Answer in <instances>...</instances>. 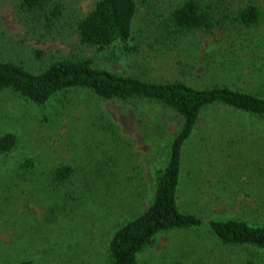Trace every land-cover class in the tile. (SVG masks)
<instances>
[{
  "label": "rangeland",
  "instance_id": "374dc122",
  "mask_svg": "<svg viewBox=\"0 0 264 264\" xmlns=\"http://www.w3.org/2000/svg\"><path fill=\"white\" fill-rule=\"evenodd\" d=\"M61 1L63 19L44 33L20 10L19 0H0V59L38 72L54 58L90 57L97 66L145 79L184 78L199 87L227 83L264 94V52L243 47L226 58L219 55L222 65L188 71L189 65L177 63L182 51L177 56L175 49L157 45L152 39L155 24L181 0H137L135 49L113 60L78 41L74 21L95 0ZM256 3L262 6L264 0ZM247 30L263 33L264 22L243 31L234 28L233 35L245 37ZM229 33L223 23L190 36L200 41L201 52L209 40L224 42ZM217 56L215 52L213 61ZM97 112L119 127L122 142L106 140L97 131L95 123H103ZM250 118L220 105L201 113L183 146L177 196L181 210L204 220L242 216L264 223V129L250 125ZM180 122L172 109L143 100H106L80 89L60 92L45 105L0 91V134L11 131L18 138L10 152L0 155V264L23 259L30 264H107L108 238L119 221L150 204L152 170L164 164L165 140ZM105 149L118 163L113 174L94 168ZM28 156L33 167L20 169ZM62 163L75 166L73 183L49 185V171ZM84 181L97 190L80 200L62 198ZM207 238L205 227L162 233L140 252L137 264H165L177 255L184 264H219L225 254L220 256L221 246ZM190 250L195 254L189 256Z\"/></svg>",
  "mask_w": 264,
  "mask_h": 264
},
{
  "label": "trees",
  "instance_id": "16d2710c",
  "mask_svg": "<svg viewBox=\"0 0 264 264\" xmlns=\"http://www.w3.org/2000/svg\"><path fill=\"white\" fill-rule=\"evenodd\" d=\"M18 6L44 33L53 31L60 24L65 10L61 0H19ZM137 12V0H95L90 9L74 21L78 41L111 60L126 57L135 49ZM261 22H264V5L257 4L256 0H181L166 16L159 18L152 39L158 46L175 49L177 56L182 51L177 63L189 65L188 71L201 66L208 68V64L215 68L222 65L219 55L226 58L230 52L232 54L243 47L257 54L263 53L264 32L259 34L247 30L245 37L233 35L234 28L243 31ZM223 23L228 24L231 30L224 42L211 39L199 52L200 41L191 38V33L206 32L222 27ZM40 52L37 50V55ZM215 52L218 54L217 62L213 61ZM69 89H80L106 100H143L172 109L181 117L178 128L165 140L164 164L152 170L150 204L117 223L107 240V264H137L140 252L158 235L178 230L199 231L202 227L206 228L207 239L221 246L220 256L225 254L226 259L219 264H264V223L242 216L204 220L196 213L181 210L177 202L183 146L193 133L201 113L207 107L220 105L249 115V124L261 130L264 129V94L227 83L199 87L184 78L145 79L97 66L90 57L54 58L38 72H32L20 63L0 59V91H10L34 104L45 105L55 95ZM97 115V121L103 118V123H95L97 131L105 133L106 140L110 138L113 142L120 138L122 142L124 139L118 134L119 127L100 112ZM17 140L14 132L1 133L0 155L10 152ZM104 152L103 160L93 162L94 168L113 174L118 163L113 160L112 152L108 149ZM33 165L29 156L19 163L22 170ZM75 171V166L70 163L56 165L49 171L48 184H68L75 178ZM96 190L94 183L84 181L80 188H70L66 192L68 196L62 195V198L80 200L81 195ZM193 254L195 252L191 251L189 256ZM178 258L180 255L167 259L165 264H184ZM30 262L23 259L16 264Z\"/></svg>",
  "mask_w": 264,
  "mask_h": 264
}]
</instances>
